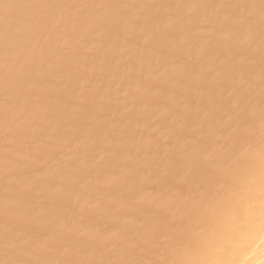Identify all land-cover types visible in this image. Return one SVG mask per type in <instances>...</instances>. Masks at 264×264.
<instances>
[{
	"label": "bare ground",
	"instance_id": "bare-ground-1",
	"mask_svg": "<svg viewBox=\"0 0 264 264\" xmlns=\"http://www.w3.org/2000/svg\"><path fill=\"white\" fill-rule=\"evenodd\" d=\"M264 0H0V264H264Z\"/></svg>",
	"mask_w": 264,
	"mask_h": 264
},
{
	"label": "snow or ice",
	"instance_id": "snow-or-ice-1",
	"mask_svg": "<svg viewBox=\"0 0 264 264\" xmlns=\"http://www.w3.org/2000/svg\"><path fill=\"white\" fill-rule=\"evenodd\" d=\"M260 197H261V216L259 220V227L261 230H264V150L261 152L260 156ZM162 264H193L192 261H165L162 262ZM203 264V262H201Z\"/></svg>",
	"mask_w": 264,
	"mask_h": 264
}]
</instances>
